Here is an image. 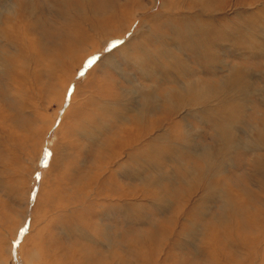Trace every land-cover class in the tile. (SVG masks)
Here are the masks:
<instances>
[{
    "label": "rangeland",
    "instance_id": "1",
    "mask_svg": "<svg viewBox=\"0 0 264 264\" xmlns=\"http://www.w3.org/2000/svg\"><path fill=\"white\" fill-rule=\"evenodd\" d=\"M0 264H264V0H0Z\"/></svg>",
    "mask_w": 264,
    "mask_h": 264
},
{
    "label": "bare ground",
    "instance_id": "2",
    "mask_svg": "<svg viewBox=\"0 0 264 264\" xmlns=\"http://www.w3.org/2000/svg\"><path fill=\"white\" fill-rule=\"evenodd\" d=\"M109 5V4H108ZM114 8V7H113ZM255 13V12H254ZM258 15V14H257ZM248 17H251V15H247ZM246 16V17H247ZM111 17V16H110ZM109 17V18H110ZM253 17V16H252ZM254 19V18H253ZM216 28H212V27H209V26H206V28L204 29L205 31H207V32H209V33H213V32H216L217 30H215ZM227 29V28H226ZM220 31V30H219ZM206 34V33H205ZM206 35H208V33L206 34ZM228 35V34H227ZM207 37H209V36H207ZM214 37V36H213ZM231 38V37H230ZM244 38V37H243ZM214 39V38H213ZM227 38L225 37V39L224 40H226ZM229 39V38H228ZM245 39V38H244ZM221 40V39H220ZM246 41V40H245ZM244 41V42H245ZM203 42V41H202ZM209 42V41H208ZM217 42V41H216ZM229 42H230V40H229ZM211 43V42H210ZM246 43V42H245ZM216 44V43H215ZM228 44H230V43H228ZM243 44V43H242ZM243 45H245V44H243ZM198 46V45H197ZM245 46H247V45H245ZM225 47V46H224ZM207 49H208V47H206ZM233 50V49H232ZM202 53V52H201ZM206 54V53H205ZM204 54V55H205ZM211 54V53H210ZM210 54H208V55H210ZM197 55H198V53H197ZM208 55H206V56H208ZM154 57V56H153ZM195 58V57H194ZM209 60V59H208ZM216 65V64H215ZM151 66V65H150ZM153 66V65H152ZM155 66V65H154ZM153 66V67H154ZM221 66V65H220ZM153 67H151V68H153ZM156 68V67H155ZM203 72V71H202ZM206 72V71H205ZM236 73H238V72H236ZM160 76V75H159ZM235 76V75H234ZM161 77V76H160ZM236 77V76H235ZM181 84V83H180ZM191 84V83H190ZM206 84V83H205ZM227 84V83H226ZM151 89H152V87H151ZM154 89V88H153ZM181 89L183 90V92H184V90H185V92L183 93V92H180L179 90V93H181V94H175L176 95V98L177 99H175V97H169V99H171L172 101V104H174V106H178L179 105V103L178 102H183L184 100H186L187 98L185 97V93H187V91L189 90L188 89V85H186V86H183V87H181ZM195 89V88H194ZM223 89V88H222ZM193 90V89H192ZM216 90H217V88L215 89L214 87L213 88H211V86H209V85H204V86H202V88L201 89H198V91H197V93H195L194 92V95L195 96H197V100L199 101V98L202 100V99H204V100H210L211 98H213L212 97V95L213 94H216L215 92H216ZM141 91V90H140ZM153 91V90H152ZM138 92V91H137ZM218 92H219V90H218ZM168 93V92H167ZM191 93V92H190ZM172 94V93H171ZM170 94V95H171ZM232 94V93H231ZM217 95V94H216ZM143 96H146V95H143ZM142 96V97H143ZM169 96V95H168ZM187 96H188V94H187ZM148 98V97H147ZM150 98V97H149ZM167 98V97H166ZM174 98V99H173ZM192 98V97H191ZM235 98V97H234ZM144 99V98H143ZM145 100V99H144ZM153 100V99H152ZM224 100V99H223ZM158 101V100H157ZM168 101V100H167ZM186 101H188V100H186ZM221 101V100H220ZM196 102V101H195ZM194 102V103H195ZM150 103H152V102H150ZM176 103H178V104H176ZM197 103V102H196ZM176 104V105H175ZM189 104V103H188ZM187 104V105H188ZM142 105V104H141ZM218 106V105H217ZM193 107H195L194 105H193ZM217 108V107H216ZM195 109H196V107H195ZM201 111V110H200ZM212 112H215V111H213L212 110ZM212 112L211 111H209L208 110V115L210 116V118H212L213 116H211V114H212ZM228 113V112H227ZM205 117V116H204ZM113 158V157H112ZM145 162V161H144ZM144 164V163H143ZM153 164V163H152ZM134 165V164H133ZM145 165V164H144ZM143 165V166H144ZM142 166V167H143ZM145 166H147V165H145ZM155 166V165H154ZM141 167V168H142ZM131 171V170H130ZM130 173V172H129ZM137 173H139V169H138V172ZM141 174V173H140ZM132 177V176H131ZM135 178V177H134ZM202 178V177H201Z\"/></svg>",
    "mask_w": 264,
    "mask_h": 264
},
{
    "label": "snow or ice",
    "instance_id": "3",
    "mask_svg": "<svg viewBox=\"0 0 264 264\" xmlns=\"http://www.w3.org/2000/svg\"><path fill=\"white\" fill-rule=\"evenodd\" d=\"M90 63H91V61H90Z\"/></svg>",
    "mask_w": 264,
    "mask_h": 264
}]
</instances>
